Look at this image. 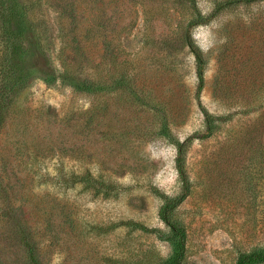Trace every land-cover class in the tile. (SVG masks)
<instances>
[{"label":"rangeland","instance_id":"1","mask_svg":"<svg viewBox=\"0 0 264 264\" xmlns=\"http://www.w3.org/2000/svg\"><path fill=\"white\" fill-rule=\"evenodd\" d=\"M41 1L51 26L38 24L41 30L28 35L24 74L4 57L0 30V94L26 75L15 104L33 133L65 138L63 126L75 115L89 118L95 140L80 134L76 146L85 144L84 155L47 149L22 171L33 204L18 212L26 222L0 221V264H34L32 251L41 264H170L175 244L160 214L161 193H181L178 142L195 133L207 135L187 144L191 192L172 213L186 232L182 264H236L241 251L264 246V0L243 1L190 28L205 58L199 97L215 115L212 129L198 104L195 53L163 42L183 36L190 1L182 7L174 0H106L112 33L86 30L95 21L87 11L79 15L80 77L93 81L88 87L65 72L69 36L56 9ZM197 4L203 14L215 7L214 0ZM8 144L5 134L0 151ZM61 163L68 172L89 169L112 182V195L94 196L81 183L64 192L55 182ZM120 221L156 230L109 227Z\"/></svg>","mask_w":264,"mask_h":264},{"label":"trees","instance_id":"2","mask_svg":"<svg viewBox=\"0 0 264 264\" xmlns=\"http://www.w3.org/2000/svg\"><path fill=\"white\" fill-rule=\"evenodd\" d=\"M51 7L56 9L58 19L61 21V31L67 36L65 49H71L65 58L64 70L68 76H73L81 80V84L85 87L92 86L93 81L83 78L84 64L81 56L82 50V34L83 28L79 24V15L87 11L95 22L86 28L88 31H96L98 29L112 33L115 27L112 25V15L108 14L106 8V0H47ZM150 0H141L144 4H149ZM188 1L190 4L188 5ZM215 7L210 14H203L197 4V0H174V4L178 6L188 5L191 9L192 17L186 24V31L179 38V42H174L172 39L164 38L163 42L170 44L171 47L177 44L188 45L195 53L197 59V76L199 79V89L197 92L198 104L201 107L209 129L216 128L218 125L214 123L215 115H213L204 104L201 102L199 93L204 84V69L205 58L200 47L195 43L190 28L201 23H207L211 18L217 16L225 8H230L245 1L247 4L256 0H214ZM43 3L41 0H0V30L5 33L4 57L12 61V68L17 66L21 73L29 70L26 55L28 54L25 41L28 40V35L35 32L38 24H43L45 30H48L50 24L49 17L42 10ZM41 29L39 28V31ZM63 33V34H64ZM38 60V59H37ZM11 68V69H12ZM41 70H49L45 65L40 66ZM20 73V74H21ZM19 74V75H20ZM24 74V73H23ZM20 75L14 82L6 83V91L3 90L0 94V138L7 134L9 136V149L5 152L0 151V221L9 225L17 226L21 222H26L28 219H23L18 212L28 211L29 204H33L30 192V182L27 174L22 175L24 169H31L38 163V156L49 149L54 151L59 149L61 152L70 151L72 154H85V144L77 145L80 139V134H85L89 142L95 140V126L89 123V118H85L83 122L80 116H70L67 118L66 137H61L60 132L47 138V134L33 133L28 126L30 123L26 117L21 114L20 108L15 104L16 97L22 92L27 85L26 75ZM19 78V79H18ZM121 82H127L126 77L120 78ZM88 89V88H87ZM24 108V107H22ZM21 108V109H22ZM220 118V117H219ZM205 133H195L187 137L186 140L178 142L179 154L177 156V167L179 176L183 181V189L181 193L175 196H167L164 193L166 200L161 207L160 214L171 226V234L169 238L173 239L175 251L169 259L170 264H182L186 253V232L184 227L177 221L172 219L174 209L183 202L190 194L192 181L186 168L187 144L195 137H205ZM72 139L74 142H72ZM59 176L55 180L64 192L69 188L76 186L78 183L83 185L84 189L92 191L94 196L109 197L112 195L114 184L108 182L101 177L94 176L87 169L83 173L75 171L68 172L61 163L59 167ZM37 205V204H36ZM126 224L132 228H139L143 231H154L140 222L120 221L109 225V227ZM108 227V228H109ZM23 239L28 242L31 235L24 232ZM26 242V243H27ZM29 259L34 264H41L38 254L30 252ZM264 262V246H255L249 250L241 251L238 255L236 264H258Z\"/></svg>","mask_w":264,"mask_h":264}]
</instances>
